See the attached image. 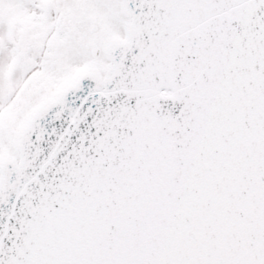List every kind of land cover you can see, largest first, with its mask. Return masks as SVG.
I'll return each instance as SVG.
<instances>
[{
	"label": "snow or ice",
	"instance_id": "1",
	"mask_svg": "<svg viewBox=\"0 0 264 264\" xmlns=\"http://www.w3.org/2000/svg\"><path fill=\"white\" fill-rule=\"evenodd\" d=\"M0 264H264V0H0Z\"/></svg>",
	"mask_w": 264,
	"mask_h": 264
}]
</instances>
